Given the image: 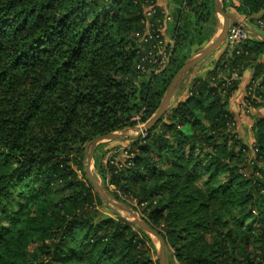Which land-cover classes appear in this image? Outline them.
<instances>
[{
	"label": "trees",
	"instance_id": "1",
	"mask_svg": "<svg viewBox=\"0 0 264 264\" xmlns=\"http://www.w3.org/2000/svg\"><path fill=\"white\" fill-rule=\"evenodd\" d=\"M152 1L0 0V264H159L151 236L85 170L86 144L145 124L220 24L213 0H169L167 59L142 72ZM238 1L264 30V0ZM247 33L208 55L144 136L93 151L107 193L157 230L177 264H264V40ZM246 69V101L263 109L250 144L228 104Z\"/></svg>",
	"mask_w": 264,
	"mask_h": 264
},
{
	"label": "rangeland",
	"instance_id": "2",
	"mask_svg": "<svg viewBox=\"0 0 264 264\" xmlns=\"http://www.w3.org/2000/svg\"><path fill=\"white\" fill-rule=\"evenodd\" d=\"M220 1H221V6L225 12L233 15V17L237 21L243 23L250 30L257 31L259 36L262 39H264V30L261 29L260 27H258V25L256 23L252 22L250 19L245 18L242 15H239V13L236 12L235 9L233 8V6H237L240 4V2L238 0H235V1L226 0L224 2V4H223L222 0H220ZM219 20H220V24L217 27L216 32L214 33L212 38L207 43L203 44L197 50V52H199L201 49H203L208 43H210L212 40H214V38H216L219 35V33L222 30V22H223V19L220 15H219ZM170 21H168V27H169ZM225 46L226 45L223 43L218 48L213 50V52L211 54L212 57L216 58L217 55L223 51ZM209 58L210 57H208V55L205 56L201 61H199L197 64H195L194 66L189 68L182 75V77L179 79V81L177 82V84L175 85V87L172 91V95H171V98H170V101H169L167 107H169V105L173 101H175L174 99H175L176 95H178L179 93L184 91V88L188 85L190 79L196 73H198L199 71H202L204 69V68L202 69V67L207 65ZM259 60L264 61V56H261L259 58ZM250 75H251V71L249 69H246L243 72L241 83L239 85V89L233 94V96L229 99V102H228L229 107L234 112V118L236 121L237 131L240 134L242 140L247 142L248 144H250L252 142V135H251V129H250L252 122H253L252 116L263 111L262 108L249 107V105H248L249 102L246 101V94H247L246 90H247V84L250 80ZM244 77H245V79H243ZM144 125H145L144 123H138L133 127L124 128L122 130L116 131L117 133L122 134V135L120 137L109 139V140L105 139V140H102V141L94 144L93 151H95V153L97 155H101V154L108 155V153L113 152L114 149H116V148L119 149L120 147H124V146L128 145L127 140L124 138L127 136H129V137H135L138 135L144 136L145 131L147 129V128H144ZM102 161H104V159H102ZM90 172H91L92 176L94 177L95 181L97 182L98 186L106 194V196L110 200L120 204V206L119 205L113 206V209L118 214H120L122 217H125L128 221L135 222V219H136L135 214L128 210V209H132V207L128 203L118 202V201L114 200L113 197H111V195H109L107 193V190L103 187L101 179L96 174V171H95L93 165L91 166ZM24 201H25L24 195L21 196L18 200L16 197L13 199V203H14L15 207H18L20 205V203H22ZM107 212H109V211H107ZM3 222L5 225L6 224L5 220H3ZM150 236H151L152 242L154 244V248L156 249V252L159 253V255H161V251H160V247H159V240L155 236H152V235H150ZM28 240H29V243L31 245L34 244V236L32 234H29ZM163 255H164V264H177L175 262V260L171 257L169 249L167 251L164 249Z\"/></svg>",
	"mask_w": 264,
	"mask_h": 264
},
{
	"label": "water",
	"instance_id": "3",
	"mask_svg": "<svg viewBox=\"0 0 264 264\" xmlns=\"http://www.w3.org/2000/svg\"><path fill=\"white\" fill-rule=\"evenodd\" d=\"M214 3V10L215 12L220 15L223 19L222 22V30L219 33V35L214 38L210 43H208L203 49H201L199 52L191 55L184 63L183 65L176 71V73L173 75L167 90L164 94V97L158 107V109L155 111L153 116L145 123L144 128H149L151 125H153L158 118L161 116V114L166 110L168 103L170 101L172 91L179 81V79L182 77V75L192 66L197 64L199 61H201L205 56L209 55L213 50L218 48L220 45L225 43L227 41V36H228V27L231 23H238V21L231 15L230 13H227L223 10L221 6V1L220 0H213ZM248 31H252L248 28H246ZM263 40V39H262ZM122 134H119L117 132H111L107 133L104 135L97 136L90 140L86 144V156H87V162L85 165V170L86 173L94 185L96 191L101 195L103 199H105L106 203L108 204H113V205H119L118 203L110 200L106 194L101 190V188L98 186L97 182L95 181L94 177L92 176L90 169L91 166L93 165V146L94 144L102 141V140H109L113 138L120 137ZM129 211L133 212L135 214V224L143 229L145 232H147L149 235L155 236L159 240V247L161 251V255L158 254L159 258V264H164V249H165V241L164 238L155 230L153 227H151L149 224H147L143 219L140 218L139 214L136 211H133L132 209H128Z\"/></svg>",
	"mask_w": 264,
	"mask_h": 264
},
{
	"label": "built area",
	"instance_id": "4",
	"mask_svg": "<svg viewBox=\"0 0 264 264\" xmlns=\"http://www.w3.org/2000/svg\"><path fill=\"white\" fill-rule=\"evenodd\" d=\"M235 1V0H232ZM156 10V2H150L147 6L142 23L144 25L143 34L141 37L142 45L145 48V55L141 57L137 64V68L142 72L156 71L165 64L167 59L166 48L171 43L170 38H166L165 22L170 21L171 17L166 11H162L161 24L157 28H153V19ZM160 20V19H159ZM159 20L156 19V22ZM261 26V23L259 22ZM247 27L238 21V23H231L228 27L227 41L230 47L236 46L244 38L249 37ZM255 37L262 39L259 35ZM264 40V39H263Z\"/></svg>",
	"mask_w": 264,
	"mask_h": 264
},
{
	"label": "crops",
	"instance_id": "5",
	"mask_svg": "<svg viewBox=\"0 0 264 264\" xmlns=\"http://www.w3.org/2000/svg\"><path fill=\"white\" fill-rule=\"evenodd\" d=\"M156 4L159 6V8H161L163 11H168V7H169V0H156ZM167 25H168V21L165 22V27H164V30H165V34H166V38L169 39V36H168V33L166 31L167 29ZM248 28V27H247ZM249 29V28H248ZM252 33H254L255 35H259L257 31H251ZM226 44V42L224 43ZM213 52V51H212ZM212 52L210 54H212ZM209 54V55H210ZM220 54V53H219ZM219 54L217 55V57L219 56ZM245 79V77L243 78Z\"/></svg>",
	"mask_w": 264,
	"mask_h": 264
}]
</instances>
